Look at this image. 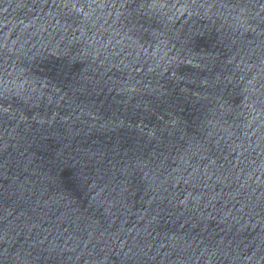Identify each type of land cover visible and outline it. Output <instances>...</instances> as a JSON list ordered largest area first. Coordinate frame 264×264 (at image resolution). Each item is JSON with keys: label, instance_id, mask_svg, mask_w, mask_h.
<instances>
[{"label": "water", "instance_id": "95a60500", "mask_svg": "<svg viewBox=\"0 0 264 264\" xmlns=\"http://www.w3.org/2000/svg\"><path fill=\"white\" fill-rule=\"evenodd\" d=\"M239 25L264 40V0H207Z\"/></svg>", "mask_w": 264, "mask_h": 264}]
</instances>
